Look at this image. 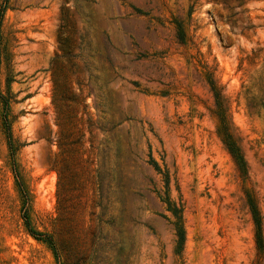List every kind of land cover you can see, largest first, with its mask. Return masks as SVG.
I'll return each instance as SVG.
<instances>
[{
  "label": "rangeland",
  "instance_id": "1",
  "mask_svg": "<svg viewBox=\"0 0 264 264\" xmlns=\"http://www.w3.org/2000/svg\"><path fill=\"white\" fill-rule=\"evenodd\" d=\"M5 5L0 264H264V0Z\"/></svg>",
  "mask_w": 264,
  "mask_h": 264
},
{
  "label": "trees",
  "instance_id": "2",
  "mask_svg": "<svg viewBox=\"0 0 264 264\" xmlns=\"http://www.w3.org/2000/svg\"><path fill=\"white\" fill-rule=\"evenodd\" d=\"M5 3H6V0L4 2V5H0V22H1L3 14H4V11L6 9ZM180 30H181V28H180ZM210 86H211V89H212L214 96H215V99H216V105L218 108V117H219V123H220L219 132L222 136L223 143H224L226 149L228 150L229 154L231 155L233 161L235 162L240 174L243 175L246 173L245 159L242 155L241 149L238 146L237 141L235 140L233 134L231 133V130H230V127H229V124L227 121V117L225 114V110H224V107L222 104L220 92L218 91L216 85L214 84V82L212 80H210ZM3 125L5 128L7 137L10 141L9 146L11 149V154L13 155L14 152H13V149L11 147V129H10V126L7 122V119H4ZM153 164H154L156 169H159L156 162L153 161ZM19 186H20V190L22 192V196L24 197L25 200H28L23 183L19 182ZM247 202H248V206L250 208L252 220H253L254 227H255V241H256L257 255H258L259 259H262V257L264 256V239H263V232H262V217H261V214H260L256 204H255L254 199L252 197H250L249 195H247ZM23 218H24L25 224H26L29 232L31 233V235L34 238L40 239L42 235L36 233L32 229L30 222H29V219L27 217L26 211L23 213ZM177 236H178V245H179V248H181L183 243H184V239H185L184 231L182 230L181 227L178 228ZM51 240L52 239H50V241Z\"/></svg>",
  "mask_w": 264,
  "mask_h": 264
}]
</instances>
